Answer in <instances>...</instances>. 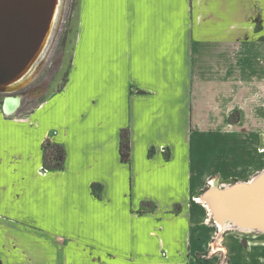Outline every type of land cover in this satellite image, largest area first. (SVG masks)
Listing matches in <instances>:
<instances>
[{"label":"crops","instance_id":"obj_1","mask_svg":"<svg viewBox=\"0 0 264 264\" xmlns=\"http://www.w3.org/2000/svg\"><path fill=\"white\" fill-rule=\"evenodd\" d=\"M71 27L62 86L0 103V264H217V232L227 264H264L198 201L264 162V0H76Z\"/></svg>","mask_w":264,"mask_h":264},{"label":"water","instance_id":"obj_2","mask_svg":"<svg viewBox=\"0 0 264 264\" xmlns=\"http://www.w3.org/2000/svg\"><path fill=\"white\" fill-rule=\"evenodd\" d=\"M54 4L55 0H0V93L4 94L5 87L20 88V81L14 79L32 61ZM8 98L2 112L12 115L20 101L14 108L6 104ZM198 199L215 225L218 219L223 226L229 222L231 228L264 234V172L248 182L209 184Z\"/></svg>","mask_w":264,"mask_h":264},{"label":"rangeland","instance_id":"obj_3","mask_svg":"<svg viewBox=\"0 0 264 264\" xmlns=\"http://www.w3.org/2000/svg\"><path fill=\"white\" fill-rule=\"evenodd\" d=\"M75 5L76 0H61L59 13L54 23L53 30L50 34L48 44L42 55L33 64L32 72L30 74L32 76L30 80L11 94L0 93V103H2V105L6 97L19 98L20 105L16 114H25L29 111H32L51 93L58 90L65 81L67 75V66L70 58V48L72 45L73 30L71 27V21L73 18ZM258 90L264 91V88L258 87ZM259 98L261 97L258 94V99ZM235 116H232L231 120H234ZM245 122H247L248 125L249 123H252V121L249 120H246ZM256 123L258 130H260V145H258V154L264 155V152L259 153V149L264 151V119H259L256 121ZM262 172H264V162L257 166V170L251 173L249 179H245L244 181H251ZM236 182H238V180H231L228 181L227 185L234 184ZM208 183H215L217 186L224 185L223 181H215L214 178H212ZM206 186L208 187L209 185ZM224 232L225 234L231 233L232 235L240 238V244H242L243 241H249L250 245H264V243H261L264 240V234L261 233H243L236 230ZM221 236L222 233L219 232L214 234V236H212L213 238L209 251L203 252L201 256H204L205 258L215 257L217 264H227V255L222 254L221 252Z\"/></svg>","mask_w":264,"mask_h":264},{"label":"bare ground","instance_id":"obj_4","mask_svg":"<svg viewBox=\"0 0 264 264\" xmlns=\"http://www.w3.org/2000/svg\"><path fill=\"white\" fill-rule=\"evenodd\" d=\"M60 6H61V0H55V4H54V8L52 10V14L49 18V23H48V26L46 28V31L45 33L43 34V36L41 37V39L39 40V46L36 48L35 52H34V56H33V59L32 61L30 62V64L14 79V81H20L19 84H20V87L25 85L31 78L32 75L31 72H32V66L33 64L36 62V60L42 55V53L44 52L47 44H48V40L50 38V34L53 30V26H54V23L57 19V15L59 13V9H60ZM17 82V83H18ZM16 83V84H17ZM24 83V84H23ZM14 84V85H16ZM13 85V84H12ZM15 91L14 87L11 86V87H5V92L6 94H11ZM8 102L6 103L7 105H9L10 107H14V108H17L18 105H19V100L16 99L15 97H11V98H8L7 99ZM260 152H264L262 150H260ZM254 180V179H252ZM199 201V200H198ZM200 202V201H199ZM216 226L218 227V230L221 231L224 227H225V230L226 229H230V230H236V231H239V232H243V233H246V232H252L250 230H246V229H240V228H231L232 224L229 223V222H225L224 226L222 225V222L219 221L218 219L216 220ZM223 226V228H222ZM249 234V233H248Z\"/></svg>","mask_w":264,"mask_h":264},{"label":"trees","instance_id":"obj_5","mask_svg":"<svg viewBox=\"0 0 264 264\" xmlns=\"http://www.w3.org/2000/svg\"><path fill=\"white\" fill-rule=\"evenodd\" d=\"M231 120V119H230ZM234 121V120H231ZM43 151V167L47 170L62 169L64 161V150L58 145H54L48 140H45L42 144ZM120 159L122 162H128L129 160V141L128 133L126 130L120 132V147H119Z\"/></svg>","mask_w":264,"mask_h":264},{"label":"built area","instance_id":"obj_6","mask_svg":"<svg viewBox=\"0 0 264 264\" xmlns=\"http://www.w3.org/2000/svg\"><path fill=\"white\" fill-rule=\"evenodd\" d=\"M217 228H218V227H217ZM229 231H232V230L229 229Z\"/></svg>","mask_w":264,"mask_h":264}]
</instances>
